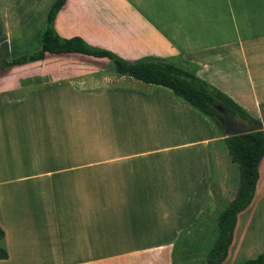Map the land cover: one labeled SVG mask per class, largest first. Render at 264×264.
<instances>
[{
  "label": "crops",
  "instance_id": "crops-1",
  "mask_svg": "<svg viewBox=\"0 0 264 264\" xmlns=\"http://www.w3.org/2000/svg\"><path fill=\"white\" fill-rule=\"evenodd\" d=\"M12 1L23 3L26 16L47 2ZM74 1L55 19L60 37H81L130 62L196 68L264 126V0H114L123 7L106 16L103 0H78L72 8ZM40 32L26 42L30 53L41 47ZM0 71L6 75L0 107L10 109L0 115V227L8 253L0 264H173L192 234H203L206 223L196 227L197 215L232 201L237 183L234 163L218 147L224 139L204 119L187 130L186 112L197 116L196 109L184 101L169 108L163 102L178 99L169 89L119 75L108 59L76 53H48ZM51 88L57 93L48 95ZM42 114L70 116L71 125L31 123ZM12 116L23 120L4 124ZM113 122L118 130L126 123L128 138L116 136L114 125L109 135L96 131ZM144 124L170 142L155 144ZM192 133L196 141L176 143ZM263 177L264 158L222 264L264 251V238L237 237L251 227Z\"/></svg>",
  "mask_w": 264,
  "mask_h": 264
},
{
  "label": "trees",
  "instance_id": "trees-1",
  "mask_svg": "<svg viewBox=\"0 0 264 264\" xmlns=\"http://www.w3.org/2000/svg\"><path fill=\"white\" fill-rule=\"evenodd\" d=\"M66 1L55 0L49 7L44 27L39 34L40 49L9 60L0 59V70L44 60L48 53H76L108 59L119 75L169 89L176 97L207 117L224 139L230 159L238 168L235 195L232 201L218 213L215 241L206 255V264H222L228 255L237 216L250 205L254 197L259 179V165L264 158L262 121L250 115L227 95L200 78L196 74V68H180L166 61L130 62L108 50L87 44L81 37H60L54 23ZM217 107L224 109L226 118L239 125L245 134L226 137L225 127L219 122L221 114ZM3 239L4 231L0 227V260L8 258V253L2 244ZM180 247L176 244V251ZM173 264H179V262L174 260ZM240 264H264V251L256 258L245 260Z\"/></svg>",
  "mask_w": 264,
  "mask_h": 264
},
{
  "label": "rangeland",
  "instance_id": "rangeland-1",
  "mask_svg": "<svg viewBox=\"0 0 264 264\" xmlns=\"http://www.w3.org/2000/svg\"><path fill=\"white\" fill-rule=\"evenodd\" d=\"M37 1H41V0H30L28 2L32 3L35 6L36 3H38ZM53 1L54 0H50V3L48 0L47 2L45 1L46 2L45 5L42 4L39 8L35 7L36 9L32 13H30V16H26L27 13H25V9H24L25 6L23 5V3L19 4L12 0H0V59L9 60V59L18 57L22 54L30 53L29 49H34V47L33 48L25 47L26 42L31 43L32 41H36L38 39L37 34L39 31H41L40 29L44 27V17L46 16L49 6ZM103 2H104L105 10L102 12L105 13V16L108 15L109 13L108 11L111 10L113 13L114 10H121V8L123 7V5L120 2L118 4L114 0H103ZM75 6H78V0L74 1L72 8H74ZM68 12L69 11H66L64 14H68ZM103 13H102V16H103ZM64 16H70V14L64 15ZM76 23H79V22H76ZM4 72L5 71H0V77L6 76V75H3ZM53 93H57L56 88H51L47 90L48 95H53ZM60 93H62V88L60 90ZM32 96H35V95H32ZM175 100L177 101H174V103L172 102V100H168V101L165 100L163 103L167 104L169 108H171L172 105H176L177 107H179V103H181L182 100L179 98L178 99L175 98ZM63 102H64L63 99H59L58 102L56 103H59V105H61V103ZM24 103L28 105V104H31L32 102L25 101ZM6 104L7 103L4 102V105L0 107V115L10 110L7 108L8 105ZM14 108L15 106H11V109H14ZM194 112H196L197 116L199 117H197L194 113L193 115H195L196 117L191 116L192 115L191 113L188 114V112H186V116L190 120L187 125V130H190L196 124L197 120H203V119L207 120L210 123L208 124L210 126L212 125L214 130H216L213 123L207 117L202 115L198 110H194ZM41 116L43 117H40V116L37 117V115H33L29 119L31 120L32 124H43L42 121L46 119L45 120L46 124L60 125V126H67V125L70 126L71 125L72 118L70 116L47 117V116H44L43 114ZM10 118H11V121H7L4 124L6 123L15 124L19 120H23L22 118H16L13 116ZM0 121L1 122L5 121L4 116L0 117ZM124 124L126 123L121 124V128L119 130H118V124H115V122H113L112 124H107L105 128H102L101 130H96V131L103 133L105 135H109L112 133V127L114 125L113 129H115L116 136L118 132L120 135L128 138V136L124 132ZM144 128H145V133H150L152 136H154L153 140L157 139V141L154 143L158 144L159 146H162L163 144L170 142L171 140L170 136H168L167 133L162 136L156 137L157 136L156 133H151V132H155L156 130L150 129L148 126H145V124H144ZM216 132L218 133L217 130ZM184 135L185 136L178 139L176 143L196 141L199 138V136L195 133L194 134L192 133L189 135L184 134ZM142 137L143 139H146L149 143L153 144V142L147 136L142 135ZM112 138L113 136L111 135V140ZM218 147L220 148V152L225 153L226 156L229 158L228 151H227L225 144L219 143ZM212 156L214 157L216 156L215 152H213ZM233 166H234L235 174H233L232 177H233V181H236L237 183L238 168L236 164H233ZM262 181H263L262 188L264 192V177ZM236 188H237V185H236ZM188 199L189 198H187V200ZM190 200L192 201L193 198H190ZM226 203L222 204L220 208H217L216 210H214L213 214H210L211 216L209 215L210 218L209 216H206V212H202L201 214L197 215V218H196L197 221L195 223L196 227H199L200 225L203 226L204 223H206V226L204 227V229H201L202 230L201 232H203V234L201 233V235L200 234L198 235L197 233L194 232V234H192L190 238V244L184 245L183 247L181 246L183 249V254H182V259L180 260H183V261L179 260V264H206V255L208 251L211 249L215 241V237H216V221H217L218 213L219 211L223 209ZM255 204L257 205L256 206L257 212H254L253 220L250 225L251 227L248 233H246L244 236L243 235L241 236V234L237 236L238 239L239 237H242V239H244L246 243L251 239V237H254L255 239L260 240V241H262V238H264V194L261 200L259 201L257 200ZM206 219H208L207 222H206ZM188 231L189 230H185L180 234V237L178 238L179 241L184 240L185 237L188 236L189 234ZM179 252H180V249H179ZM232 261L228 260L224 264H234V262ZM177 262H178V258H177Z\"/></svg>",
  "mask_w": 264,
  "mask_h": 264
},
{
  "label": "water",
  "instance_id": "water-1",
  "mask_svg": "<svg viewBox=\"0 0 264 264\" xmlns=\"http://www.w3.org/2000/svg\"><path fill=\"white\" fill-rule=\"evenodd\" d=\"M217 110L221 114L219 122L225 127L224 134L226 135V137H233L245 134V131L239 125L226 118L224 109L217 107Z\"/></svg>",
  "mask_w": 264,
  "mask_h": 264
}]
</instances>
